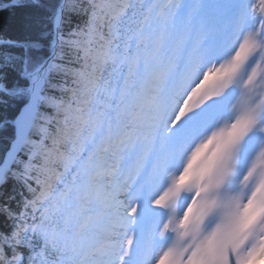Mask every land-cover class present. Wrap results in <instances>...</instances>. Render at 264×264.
Wrapping results in <instances>:
<instances>
[{"label": "snow or ice", "instance_id": "1", "mask_svg": "<svg viewBox=\"0 0 264 264\" xmlns=\"http://www.w3.org/2000/svg\"><path fill=\"white\" fill-rule=\"evenodd\" d=\"M0 264H264V0H0Z\"/></svg>", "mask_w": 264, "mask_h": 264}, {"label": "trees", "instance_id": "2", "mask_svg": "<svg viewBox=\"0 0 264 264\" xmlns=\"http://www.w3.org/2000/svg\"><path fill=\"white\" fill-rule=\"evenodd\" d=\"M25 4L31 0H23ZM44 2V0H41ZM26 23H30L35 30L46 23L42 13L29 8L0 10V36L17 37L26 33Z\"/></svg>", "mask_w": 264, "mask_h": 264}]
</instances>
